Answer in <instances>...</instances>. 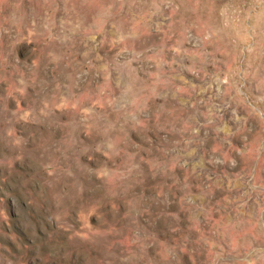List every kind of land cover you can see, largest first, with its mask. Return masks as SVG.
Segmentation results:
<instances>
[{
	"label": "rangeland",
	"instance_id": "1",
	"mask_svg": "<svg viewBox=\"0 0 264 264\" xmlns=\"http://www.w3.org/2000/svg\"><path fill=\"white\" fill-rule=\"evenodd\" d=\"M0 264H264V0H0Z\"/></svg>",
	"mask_w": 264,
	"mask_h": 264
}]
</instances>
